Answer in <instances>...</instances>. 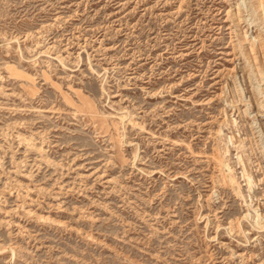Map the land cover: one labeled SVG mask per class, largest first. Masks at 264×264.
I'll return each mask as SVG.
<instances>
[{"label":"rangeland","instance_id":"374dc122","mask_svg":"<svg viewBox=\"0 0 264 264\" xmlns=\"http://www.w3.org/2000/svg\"><path fill=\"white\" fill-rule=\"evenodd\" d=\"M0 264H264V0H0Z\"/></svg>","mask_w":264,"mask_h":264},{"label":"bare ground","instance_id":"6f19581e","mask_svg":"<svg viewBox=\"0 0 264 264\" xmlns=\"http://www.w3.org/2000/svg\"><path fill=\"white\" fill-rule=\"evenodd\" d=\"M261 2V1H260ZM262 4V3H261ZM224 164V163H223ZM223 169V168H222ZM224 172H225V170H224ZM228 178V177H227ZM233 182V181H232ZM226 183V182H225ZM249 183H250V181H249ZM235 190V189H234Z\"/></svg>","mask_w":264,"mask_h":264}]
</instances>
